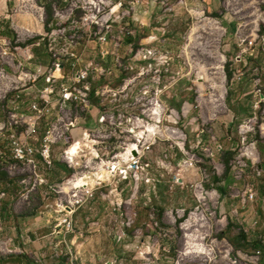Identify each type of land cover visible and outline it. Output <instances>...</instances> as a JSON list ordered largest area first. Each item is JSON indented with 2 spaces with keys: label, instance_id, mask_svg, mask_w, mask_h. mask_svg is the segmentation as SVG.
I'll return each mask as SVG.
<instances>
[{
  "label": "rangeland",
  "instance_id": "obj_1",
  "mask_svg": "<svg viewBox=\"0 0 264 264\" xmlns=\"http://www.w3.org/2000/svg\"><path fill=\"white\" fill-rule=\"evenodd\" d=\"M79 1L0 0V122L14 106L28 113L36 92L24 90L51 61L42 37L81 16L72 13ZM99 3L105 16H128L120 26L134 34L116 50L100 45L97 29L78 48L88 62L113 66L102 52H115L134 68L113 77L118 89L133 79L116 108H132L116 151L128 173L110 177L119 163H106L105 182L45 170L51 179L35 182L0 137V264H263L264 0ZM16 93L22 100L10 104ZM135 146L139 173L122 160ZM250 207L257 213L244 215Z\"/></svg>",
  "mask_w": 264,
  "mask_h": 264
},
{
  "label": "built area",
  "instance_id": "obj_2",
  "mask_svg": "<svg viewBox=\"0 0 264 264\" xmlns=\"http://www.w3.org/2000/svg\"><path fill=\"white\" fill-rule=\"evenodd\" d=\"M97 1L98 3L80 0L75 4L72 13L80 9L82 15L79 17L74 14L67 18L59 14L56 16L58 21L66 18V24L63 28L59 22L55 26L51 25V32L42 37L41 43H44L51 60L40 75L44 78L45 86L37 89L36 82H32L24 90L27 96L31 91L36 92L29 98L28 113L22 112L21 107L14 106L9 119L0 122V137H7L12 158L28 167L30 178L35 182L49 181L51 178L47 174L54 171L57 162L76 172L72 178L80 176L97 182H105L109 178H103L101 174V166L106 163H119L108 165L112 168L110 177H115L119 172L120 175L128 173L121 162H116L119 159L116 151L118 134L123 130L126 120L131 117L129 110L132 108L129 103L124 105L127 111L116 108L120 103L130 100L129 88L133 79L126 80L125 85L118 89L114 85L113 77L118 72L130 74L134 68L132 64H125L115 52H102V60L114 58L113 66H106L102 61L88 62L78 48L84 36L88 33L92 35L97 29L98 32L94 35L100 45L109 46L110 43H115L116 50L123 45L125 39L134 34L127 26H120L128 16L117 17L115 11L105 16L100 0ZM115 26L119 27L117 37H114ZM250 47H253V43H250ZM30 57L28 60L32 59ZM22 98L20 93H16L9 103L17 104ZM133 119L145 126V121L139 117H132L130 120ZM42 122L46 124L44 135L38 145H33L28 140L35 139ZM20 128L24 130L19 132ZM89 149L91 158H88ZM110 153L116 154L113 161L107 162L106 158ZM122 160L131 163L132 169L138 173L146 169L142 154L137 153L130 162ZM88 169L92 171L89 172ZM43 170L48 172L41 174ZM4 195L5 193L0 194V199ZM255 198L256 193L251 190L250 199Z\"/></svg>",
  "mask_w": 264,
  "mask_h": 264
},
{
  "label": "crops",
  "instance_id": "obj_3",
  "mask_svg": "<svg viewBox=\"0 0 264 264\" xmlns=\"http://www.w3.org/2000/svg\"><path fill=\"white\" fill-rule=\"evenodd\" d=\"M45 86V83H44V81L41 83V84H38L37 85V83L35 84V87L37 88V89H42L43 87ZM95 114H96V116L98 115V111H96L95 112ZM86 126V125H85ZM133 152H137V151H133ZM54 174H52V176L54 177V178H56V177H58L59 179L61 178V176H65V175H67V173H70V170L67 168V166L66 165H64V164H62V163H60V162H57L56 163V166H55V169H54ZM56 175V176H55ZM253 210H256V208L255 207H250L249 209H248V211H246V212H244V215H246L247 213H251V214H254L256 211H253ZM257 213V212H256ZM256 217H254V219H255ZM251 222V221H250ZM250 222H249V224H250ZM252 228H253V226H258V221H252ZM256 229V228H255ZM259 246V245H258ZM263 260V259H262ZM262 263L264 264V260L262 261Z\"/></svg>",
  "mask_w": 264,
  "mask_h": 264
},
{
  "label": "trees",
  "instance_id": "obj_4",
  "mask_svg": "<svg viewBox=\"0 0 264 264\" xmlns=\"http://www.w3.org/2000/svg\"><path fill=\"white\" fill-rule=\"evenodd\" d=\"M6 175H7V174H6L5 172L1 171V169H0V180L3 179L4 177H6ZM23 257H24V258H27L26 255H23ZM20 260H21V259H20Z\"/></svg>",
  "mask_w": 264,
  "mask_h": 264
},
{
  "label": "bare ground",
  "instance_id": "obj_5",
  "mask_svg": "<svg viewBox=\"0 0 264 264\" xmlns=\"http://www.w3.org/2000/svg\"><path fill=\"white\" fill-rule=\"evenodd\" d=\"M139 150V148H138V146H135L132 150H131V152H130V155L131 156H134L133 155V151H138ZM135 153V152H134ZM137 153V152H136Z\"/></svg>",
  "mask_w": 264,
  "mask_h": 264
},
{
  "label": "water",
  "instance_id": "obj_6",
  "mask_svg": "<svg viewBox=\"0 0 264 264\" xmlns=\"http://www.w3.org/2000/svg\"><path fill=\"white\" fill-rule=\"evenodd\" d=\"M135 154H137V153H135Z\"/></svg>",
  "mask_w": 264,
  "mask_h": 264
}]
</instances>
